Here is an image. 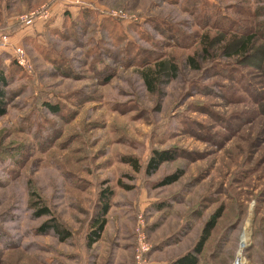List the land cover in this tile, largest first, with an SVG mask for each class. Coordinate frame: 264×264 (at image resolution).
Listing matches in <instances>:
<instances>
[{"label": "rangeland", "instance_id": "374dc122", "mask_svg": "<svg viewBox=\"0 0 264 264\" xmlns=\"http://www.w3.org/2000/svg\"><path fill=\"white\" fill-rule=\"evenodd\" d=\"M39 7L48 20L18 22ZM7 32L29 70L0 51L11 75L0 115V264H135L138 215L147 264H165L217 211L198 264H231L243 232L248 264H264V0H0ZM155 149L177 156L146 175ZM105 188L107 223L87 247ZM37 203L67 240L38 233L49 217L33 216Z\"/></svg>", "mask_w": 264, "mask_h": 264}, {"label": "trees", "instance_id": "16d2710c", "mask_svg": "<svg viewBox=\"0 0 264 264\" xmlns=\"http://www.w3.org/2000/svg\"><path fill=\"white\" fill-rule=\"evenodd\" d=\"M70 17L65 13L64 18ZM10 32H7V34ZM11 34V33H10ZM30 36H24L23 40L25 41ZM252 36L246 38L244 41V46L246 47L249 44ZM30 39V38H29ZM0 56V115H4L7 112V107L9 103V91L8 87L11 83V75L9 73V68L4 64V60H1ZM188 62L193 65V67L197 68V64L194 63L193 57L188 58ZM10 66L20 67L15 60H10ZM152 72H146L145 77L150 78ZM111 77L108 75L105 78V82H107ZM45 109L52 113L58 112V107L49 102L44 103ZM177 156L176 151L169 149H155L152 151V154L148 157L145 165H144V173L146 175L154 174L159 167L167 161L173 160ZM125 162L130 164L134 170L138 171L140 166L137 160L134 157H124ZM181 171H175L163 177L161 180V185L170 184L176 181L180 175ZM113 192L107 188L103 189L100 194V211L98 215L92 220L90 224V230L86 234V246L90 247L94 243H96L102 236L105 225L107 223V213L111 205V197ZM36 209L33 212L34 217L46 216L49 219L40 224L38 227V233L47 234L51 233L56 236L60 241L67 240L71 232L63 225L55 216L52 215L51 210L45 204L39 205L37 203ZM220 211L215 212V214L210 217L202 226L193 246L187 251L177 255L175 258L168 260L165 264H198L201 253L203 252L204 246L211 235L212 229L216 225V220L220 216Z\"/></svg>", "mask_w": 264, "mask_h": 264}, {"label": "built area", "instance_id": "2783aa9c", "mask_svg": "<svg viewBox=\"0 0 264 264\" xmlns=\"http://www.w3.org/2000/svg\"><path fill=\"white\" fill-rule=\"evenodd\" d=\"M50 17V12L48 8L45 7H39L36 9H33L29 11L28 13L22 14L18 17L20 23H22L24 26H33L36 22H39L41 20H46ZM10 47L14 53V60L15 62L20 66L27 70H29V66L26 60V54L22 46L20 45H13L10 42L9 34L7 33H0V48L4 47ZM145 221L141 215H138L137 217V223L135 226V232H134V262L135 264H147L148 263V254L151 250V244L147 238L146 232H145ZM244 235V236H243ZM240 242H239V248L237 249V252L235 254V257L231 264H248L247 258L244 254V247L247 245V236L243 232Z\"/></svg>", "mask_w": 264, "mask_h": 264}, {"label": "crops", "instance_id": "0c3cea01", "mask_svg": "<svg viewBox=\"0 0 264 264\" xmlns=\"http://www.w3.org/2000/svg\"><path fill=\"white\" fill-rule=\"evenodd\" d=\"M50 17H51V14H50ZM50 17H49V18H50ZM49 18H48V19H49ZM48 19H46V20H48ZM41 21H42V20H41ZM41 21H39V22H41ZM35 25H36V23H35ZM13 40H14L13 37L10 36V42H11L13 45H14V44H15V45H19L18 43H16V40H14V41H13ZM9 48H10V47H8V46H7V47H4V48H0V51H4V50L9 51V50H8ZM10 49H11V48H10Z\"/></svg>", "mask_w": 264, "mask_h": 264}, {"label": "bare ground", "instance_id": "6f19581e", "mask_svg": "<svg viewBox=\"0 0 264 264\" xmlns=\"http://www.w3.org/2000/svg\"><path fill=\"white\" fill-rule=\"evenodd\" d=\"M243 236H244V235H243ZM242 238H243V241H244L245 238H244V237H242Z\"/></svg>", "mask_w": 264, "mask_h": 264}]
</instances>
